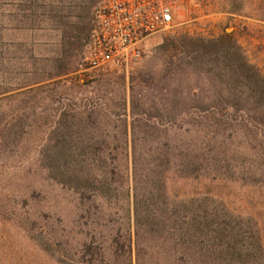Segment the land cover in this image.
Segmentation results:
<instances>
[{"label": "rangeland", "instance_id": "rangeland-1", "mask_svg": "<svg viewBox=\"0 0 264 264\" xmlns=\"http://www.w3.org/2000/svg\"><path fill=\"white\" fill-rule=\"evenodd\" d=\"M100 1L0 0V264H264L262 102L201 54L234 33L264 73V0H169L86 70Z\"/></svg>", "mask_w": 264, "mask_h": 264}, {"label": "built area", "instance_id": "built-area-1", "mask_svg": "<svg viewBox=\"0 0 264 264\" xmlns=\"http://www.w3.org/2000/svg\"><path fill=\"white\" fill-rule=\"evenodd\" d=\"M173 13L169 0H101L82 65L99 70L114 61L139 62L147 41L171 28Z\"/></svg>", "mask_w": 264, "mask_h": 264}, {"label": "trees", "instance_id": "trees-1", "mask_svg": "<svg viewBox=\"0 0 264 264\" xmlns=\"http://www.w3.org/2000/svg\"><path fill=\"white\" fill-rule=\"evenodd\" d=\"M235 34H223L219 38L206 41L202 50V55L214 56L216 58V75L219 77L225 75L227 81L231 83L233 94L236 97L242 96L241 88H246L254 98L261 100V110L264 114V73L255 65L251 64L242 50L241 46L235 40ZM215 49L216 51H213ZM212 50V51H211ZM231 108V107H230ZM236 109V108H235ZM229 110V108H227ZM211 112H214L211 110ZM264 126V123H261ZM134 172H136V158H132V173L134 181ZM134 202V221L138 223V216L142 212V201H137L136 186L133 188ZM157 211H151L156 215ZM154 225L148 222L147 229L152 231ZM129 264V263H128Z\"/></svg>", "mask_w": 264, "mask_h": 264}]
</instances>
